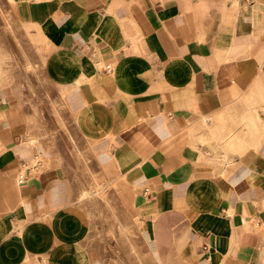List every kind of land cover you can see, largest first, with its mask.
Returning <instances> with one entry per match:
<instances>
[{"label": "crops", "instance_id": "crops-1", "mask_svg": "<svg viewBox=\"0 0 264 264\" xmlns=\"http://www.w3.org/2000/svg\"><path fill=\"white\" fill-rule=\"evenodd\" d=\"M7 2L30 36L0 49V264H114L52 136L60 100L153 264H264V0Z\"/></svg>", "mask_w": 264, "mask_h": 264}, {"label": "rangeland", "instance_id": "rangeland-1", "mask_svg": "<svg viewBox=\"0 0 264 264\" xmlns=\"http://www.w3.org/2000/svg\"><path fill=\"white\" fill-rule=\"evenodd\" d=\"M29 37V32H23L21 26L15 19L13 8L8 4L7 0H0V49L5 48L7 44L4 39L12 38L16 42V46L25 51L24 44L20 40V36ZM24 35V36H25ZM47 49H43V54ZM7 65L9 64L12 71H25L33 66L28 60H20L16 53L6 55ZM10 61V63H9ZM34 72L33 69L30 70ZM16 79V78H14ZM22 83L21 81H19ZM24 83V82H23ZM27 83L32 87V81L27 78ZM38 111V108H35ZM43 112V118H44ZM49 117L52 116V126L56 129L52 130L54 139L59 140L64 136H69L70 142L74 144L72 154L65 159L70 166V173L74 184L76 185L75 198L80 204H95L92 214L95 216L94 229L97 232L96 239L105 241L110 245V249L106 251L108 258L114 264H153L154 260L148 257L144 246L140 242L138 230V218L134 205V233L130 231L131 222V204L130 190L122 183L113 170L99 163L97 157L93 155L87 144L80 142L76 137L72 138V122L70 117L66 115L65 107L61 100L58 106L48 108ZM106 186V187H105ZM99 189V190H98ZM101 192L91 198L83 195L84 191ZM135 198V194H134ZM122 212V213H121ZM122 215V218L120 217ZM111 216V218H109ZM113 216V217H112ZM115 216V217H114ZM127 216V217H125ZM133 240V241H132ZM116 262V263H115Z\"/></svg>", "mask_w": 264, "mask_h": 264}, {"label": "built area", "instance_id": "built-area-1", "mask_svg": "<svg viewBox=\"0 0 264 264\" xmlns=\"http://www.w3.org/2000/svg\"><path fill=\"white\" fill-rule=\"evenodd\" d=\"M106 70L109 71L110 67L107 66ZM45 169V162L40 157H36L30 165L23 164L18 174L19 184H26L32 176L42 174ZM146 193H148V190H146Z\"/></svg>", "mask_w": 264, "mask_h": 264}, {"label": "bare ground", "instance_id": "bare-ground-1", "mask_svg": "<svg viewBox=\"0 0 264 264\" xmlns=\"http://www.w3.org/2000/svg\"><path fill=\"white\" fill-rule=\"evenodd\" d=\"M100 157H101V156H100ZM98 190H99V189H98ZM99 193H101V192H99ZM99 193L96 192V191H94V192L86 191V192L84 193V196H87L88 198H91V197H93L94 195H98Z\"/></svg>", "mask_w": 264, "mask_h": 264}]
</instances>
